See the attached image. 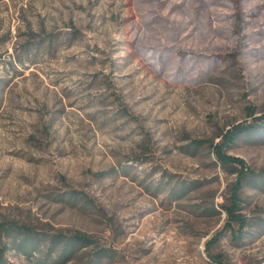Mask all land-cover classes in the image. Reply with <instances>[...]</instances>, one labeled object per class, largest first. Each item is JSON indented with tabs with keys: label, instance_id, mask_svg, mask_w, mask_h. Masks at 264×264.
Here are the masks:
<instances>
[{
	"label": "rangeland",
	"instance_id": "rangeland-1",
	"mask_svg": "<svg viewBox=\"0 0 264 264\" xmlns=\"http://www.w3.org/2000/svg\"><path fill=\"white\" fill-rule=\"evenodd\" d=\"M248 107L264 0H0L2 264H264Z\"/></svg>",
	"mask_w": 264,
	"mask_h": 264
},
{
	"label": "trees",
	"instance_id": "trees-1",
	"mask_svg": "<svg viewBox=\"0 0 264 264\" xmlns=\"http://www.w3.org/2000/svg\"><path fill=\"white\" fill-rule=\"evenodd\" d=\"M253 109L254 108H251V107H248V115L251 116L253 118V120H255V123H257L258 125H262L264 126V114L262 115H255V112H253ZM247 130V128H240V126L238 127H235L233 131H229L228 134L224 135V140L223 142L219 143V144H215L213 146V149L217 155V157L219 158V160L221 162H224V159L225 157H223V144L224 145H230L231 143H233L234 139L237 137V134L242 132V131H245ZM237 162H240L242 163V161H240L239 159H235ZM244 174L241 175V177L243 176ZM235 194H233L234 196ZM232 206L235 207V204L232 203ZM233 207H227V211L229 214H232V211H234ZM237 207V206H236ZM235 220L238 221V223L241 225L244 224V219L241 218L239 215H235ZM0 226H3L2 224H0ZM4 227V226H3ZM9 232H7V234L9 236H11V232L15 231V229H17L15 226H11L9 228ZM16 241V239H15ZM90 242L87 240L86 237L82 236V235H75L72 237V239L70 241H67L65 246H64V250H63V253L65 254L66 250L71 246V249L74 250L75 249V246L77 245H81V246H87ZM64 256V255H63ZM2 260L0 259V264H2Z\"/></svg>",
	"mask_w": 264,
	"mask_h": 264
},
{
	"label": "bare ground",
	"instance_id": "bare-ground-1",
	"mask_svg": "<svg viewBox=\"0 0 264 264\" xmlns=\"http://www.w3.org/2000/svg\"><path fill=\"white\" fill-rule=\"evenodd\" d=\"M209 264H211V262Z\"/></svg>",
	"mask_w": 264,
	"mask_h": 264
},
{
	"label": "built area",
	"instance_id": "built-area-1",
	"mask_svg": "<svg viewBox=\"0 0 264 264\" xmlns=\"http://www.w3.org/2000/svg\"><path fill=\"white\" fill-rule=\"evenodd\" d=\"M211 264H213V263H211Z\"/></svg>",
	"mask_w": 264,
	"mask_h": 264
}]
</instances>
